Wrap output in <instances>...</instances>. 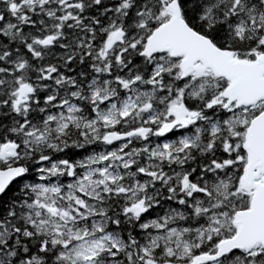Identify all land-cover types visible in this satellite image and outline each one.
I'll use <instances>...</instances> for the list:
<instances>
[{
    "label": "snow or ice",
    "instance_id": "snow-or-ice-1",
    "mask_svg": "<svg viewBox=\"0 0 264 264\" xmlns=\"http://www.w3.org/2000/svg\"><path fill=\"white\" fill-rule=\"evenodd\" d=\"M0 264H264V0H0Z\"/></svg>",
    "mask_w": 264,
    "mask_h": 264
}]
</instances>
